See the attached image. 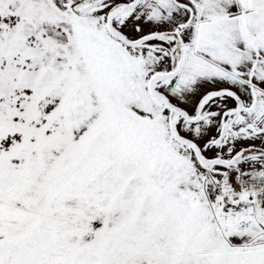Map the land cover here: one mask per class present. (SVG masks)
Masks as SVG:
<instances>
[{
    "label": "snow or ice",
    "instance_id": "6c2138e0",
    "mask_svg": "<svg viewBox=\"0 0 264 264\" xmlns=\"http://www.w3.org/2000/svg\"><path fill=\"white\" fill-rule=\"evenodd\" d=\"M0 264H264V0H0Z\"/></svg>",
    "mask_w": 264,
    "mask_h": 264
}]
</instances>
